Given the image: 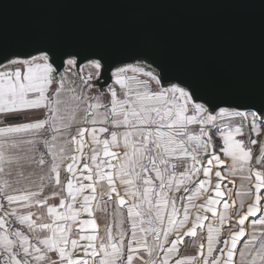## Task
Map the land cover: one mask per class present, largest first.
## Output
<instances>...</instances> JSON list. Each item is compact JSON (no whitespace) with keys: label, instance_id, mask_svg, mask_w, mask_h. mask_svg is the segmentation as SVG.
Masks as SVG:
<instances>
[{"label":"snow or ice","instance_id":"1","mask_svg":"<svg viewBox=\"0 0 264 264\" xmlns=\"http://www.w3.org/2000/svg\"><path fill=\"white\" fill-rule=\"evenodd\" d=\"M0 264H264V72L0 38Z\"/></svg>","mask_w":264,"mask_h":264},{"label":"water","instance_id":"2","mask_svg":"<svg viewBox=\"0 0 264 264\" xmlns=\"http://www.w3.org/2000/svg\"><path fill=\"white\" fill-rule=\"evenodd\" d=\"M240 0H0L9 45L76 35L116 50H146L228 93L264 72V8Z\"/></svg>","mask_w":264,"mask_h":264},{"label":"crops","instance_id":"3","mask_svg":"<svg viewBox=\"0 0 264 264\" xmlns=\"http://www.w3.org/2000/svg\"><path fill=\"white\" fill-rule=\"evenodd\" d=\"M31 115H38V114H35V113H33V114H31ZM225 183H228L227 181H225ZM237 183H238V181H237ZM229 187H231V184H229L228 185ZM99 215V214H98ZM187 239V238H186ZM184 252H185V254H191V248H184V249H182Z\"/></svg>","mask_w":264,"mask_h":264},{"label":"rangeland","instance_id":"4","mask_svg":"<svg viewBox=\"0 0 264 264\" xmlns=\"http://www.w3.org/2000/svg\"><path fill=\"white\" fill-rule=\"evenodd\" d=\"M255 147V146H254ZM99 222H102V221H99Z\"/></svg>","mask_w":264,"mask_h":264}]
</instances>
